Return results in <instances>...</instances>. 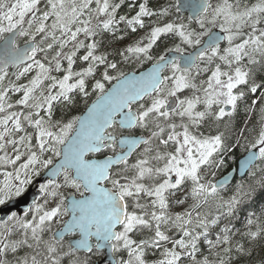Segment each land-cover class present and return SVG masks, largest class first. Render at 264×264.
<instances>
[{"label": "snow or ice", "instance_id": "snow-or-ice-1", "mask_svg": "<svg viewBox=\"0 0 264 264\" xmlns=\"http://www.w3.org/2000/svg\"><path fill=\"white\" fill-rule=\"evenodd\" d=\"M0 153V264H264V0H0Z\"/></svg>", "mask_w": 264, "mask_h": 264}, {"label": "trees", "instance_id": "trees-1", "mask_svg": "<svg viewBox=\"0 0 264 264\" xmlns=\"http://www.w3.org/2000/svg\"><path fill=\"white\" fill-rule=\"evenodd\" d=\"M153 2H155V0H153ZM162 3H166L167 0H161ZM143 33L142 32H138L136 34V37L138 38L140 35H142ZM20 43H23V39L20 40ZM165 44H169L170 46V41H161V42H158V46H154V55L159 53V54H162L163 53V50H164V47H165ZM148 65H150V63H146L145 65L143 66H140V65H137L135 63H129L127 65H124L123 66V70L126 71V72H131V71H140L142 69H145ZM79 67V64L77 65V68ZM21 82H26L24 80H22ZM19 94H15L13 96V102L16 98H18ZM94 99V97H93ZM90 102V101H89ZM250 102V101H249ZM84 110V104L81 102L78 106H77V109H76V114H79V112L83 111ZM60 113L58 112L57 113V116H59ZM250 120L251 123L246 125L245 124V120ZM259 119V115H258V112L257 114H253L251 116H247L245 114V112L243 111V105L241 106V110L238 112V114L232 118V122H233V131L236 132L238 134V130L240 128H244V127H251L253 125L256 124L257 120ZM235 140V137H233V142ZM0 154H3V153H0ZM242 156L241 152L239 149L236 150V158L235 160L237 161L238 158ZM228 164H229V167H226L225 169L222 170V172L220 173L221 176H223L225 173H227L232 166H235V161H228ZM5 169H0V181H1V177H4L3 176V171ZM7 171H11V167H9L8 169H6ZM262 199H264V194H261V195H258L257 197V200L256 202L251 205L252 208H255V209H259L260 207V203L262 202ZM178 210V209H177ZM239 223L237 224V227H239Z\"/></svg>", "mask_w": 264, "mask_h": 264}, {"label": "water", "instance_id": "water-1", "mask_svg": "<svg viewBox=\"0 0 264 264\" xmlns=\"http://www.w3.org/2000/svg\"><path fill=\"white\" fill-rule=\"evenodd\" d=\"M182 2H183V0H182ZM23 45V44H22ZM151 66V65H150ZM149 66V67H150ZM148 68V67H147ZM147 68L146 69H144V70H147ZM144 70H142V71H144ZM137 74L139 73V72H136ZM227 174V173H226ZM44 179H45V177H44V174L36 181L37 182V184H40L41 182H43L44 181ZM39 195V193L38 192H35V191H33V190H28L22 197H20V198H17L16 199V201H14V202H10L9 203V205H8V207L9 208H11L12 210H15V211H17L19 214H23V209H25L26 207H28L30 204H31V202H32V200L36 197V196H38ZM0 215H2V214H0ZM99 264V263H98Z\"/></svg>", "mask_w": 264, "mask_h": 264}, {"label": "flooded vegetation", "instance_id": "flooded-vegetation-1", "mask_svg": "<svg viewBox=\"0 0 264 264\" xmlns=\"http://www.w3.org/2000/svg\"><path fill=\"white\" fill-rule=\"evenodd\" d=\"M103 255H100V256H96L94 257V260L95 261H100L102 259Z\"/></svg>", "mask_w": 264, "mask_h": 264}, {"label": "rangeland", "instance_id": "rangeland-1", "mask_svg": "<svg viewBox=\"0 0 264 264\" xmlns=\"http://www.w3.org/2000/svg\"><path fill=\"white\" fill-rule=\"evenodd\" d=\"M4 179V177H1V181Z\"/></svg>", "mask_w": 264, "mask_h": 264}]
</instances>
